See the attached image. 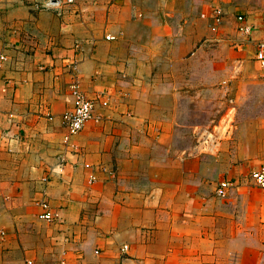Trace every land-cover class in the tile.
Listing matches in <instances>:
<instances>
[{
    "label": "crops",
    "instance_id": "1",
    "mask_svg": "<svg viewBox=\"0 0 264 264\" xmlns=\"http://www.w3.org/2000/svg\"><path fill=\"white\" fill-rule=\"evenodd\" d=\"M7 1L0 5V55L8 58L0 69V264H210L206 250L224 246L227 254L225 210L205 209L199 241L185 234L198 226L195 213L180 209L191 196L182 188L200 162L180 157L181 104L197 85V46L211 38L196 30L201 15L249 9L259 27L240 15L257 29L253 39L239 33L237 18L236 30L255 54L264 0H75L61 15L34 9L46 0ZM75 83L100 121L85 126L72 151L62 121ZM254 124L241 161L225 166L229 154L221 156L229 181L264 163V116ZM252 187L263 191L251 205L253 233L264 231V190ZM43 201L62 221L38 218ZM248 264H264V253L253 252Z\"/></svg>",
    "mask_w": 264,
    "mask_h": 264
},
{
    "label": "rangeland",
    "instance_id": "2",
    "mask_svg": "<svg viewBox=\"0 0 264 264\" xmlns=\"http://www.w3.org/2000/svg\"><path fill=\"white\" fill-rule=\"evenodd\" d=\"M13 1L8 0L7 3H13ZM32 2L30 1L31 4ZM216 9L218 8L206 10L201 15L204 22L197 24L196 28L198 33L206 31L211 38L207 39V45H204V41H202V44L197 46L196 56L192 62V65L195 64V72L191 73L195 77L197 85L192 89L193 93L191 92L189 97L182 100L181 105L184 108L185 116L182 117L184 128L179 131V133L181 132L178 141L181 150L180 157L182 154L183 158H186L184 154L192 148L194 143L192 131L196 125H212L223 119H229L235 125L236 131L232 140L222 146L216 156L199 157L195 160L200 162L196 168L194 167L195 178L189 175L188 177H191L188 178V186L182 188L189 191L191 196L189 200L181 201L180 209H188L190 213H195L198 230L185 234L196 235L197 241L200 240L203 233L200 227L204 222L203 214L207 212L205 209L210 208L216 214H220V211H227L228 223L225 227L229 242L227 254L222 256V252L226 251V248L222 246L223 251L220 248L203 252L205 256L212 255L205 259L208 262L210 259L215 260L210 264H248L253 252L257 256L264 253L263 247L252 246L257 240L264 242V231L261 229L260 232L255 230L252 233L250 230L253 225L252 202L259 200L260 194L263 192L252 187L251 174L259 169H264V163L252 169L248 178L245 176L242 180L237 178L231 180L232 186L224 192V195L218 194V188L224 179L229 181L227 179L231 177L223 171L221 156L224 153L229 154L225 157V166L230 163L237 164L242 160L244 152L248 150L249 146H253L251 141L254 134L252 131L254 122L259 121L260 116H264V78L254 60L253 51H249L247 43L243 42L236 30V18L240 14L248 15L250 21L254 22L253 15L248 14L249 9L242 7L241 9L219 8L223 17L217 26L213 18ZM256 10L264 12V8ZM44 13L46 14V12ZM40 23V28L46 24ZM254 25L260 26L255 22ZM214 27L216 28L214 29ZM8 29L12 30L11 23ZM35 36H37L36 33ZM41 42L42 39L34 40L36 45ZM179 43L183 47V42ZM185 90L181 89L182 93L185 94ZM188 90L191 91L190 88ZM230 146L232 147L230 148ZM244 188H248V190H243ZM249 189L253 195L246 197L247 200L241 198L244 197L243 191H249ZM215 217L220 219V215ZM206 221L208 222V219ZM210 223L211 221H209ZM204 236L206 240H210L211 231L205 232ZM121 252L125 256L123 258L129 257V255H124L123 251Z\"/></svg>",
    "mask_w": 264,
    "mask_h": 264
},
{
    "label": "built area",
    "instance_id": "3",
    "mask_svg": "<svg viewBox=\"0 0 264 264\" xmlns=\"http://www.w3.org/2000/svg\"><path fill=\"white\" fill-rule=\"evenodd\" d=\"M5 0H0V5L4 4ZM75 4V0H46L42 3H34L35 10L53 11L57 15H61L63 8ZM222 12L216 9L213 13V18L216 22V26L222 21ZM238 31L242 36L246 37V40L251 41L253 39L257 29L250 25L248 18L244 15L237 17ZM216 27H214L215 29ZM251 38V39H250ZM112 37H107V40H113ZM255 62L258 65L261 75L264 77V39L260 40L256 45V51L253 55ZM6 55H0V69L3 68L7 62ZM73 107L64 115L62 125L66 130L63 138V145L67 149H73L76 147L73 143V139L78 136L85 126L91 121H100V118L95 115L94 107L96 103L91 102L83 93L79 83H75L72 86ZM235 133V125L229 119H223L216 124L212 125H199L193 129L194 143L192 148L184 155L188 159H196L199 157L216 156L224 143L230 141ZM65 155L60 156L58 159L60 164L66 163ZM48 182V179H44ZM251 184L253 186L264 190V169H259L251 174ZM232 186L231 181H224L218 188V194L224 195V192ZM42 213L38 218L46 222L62 221L60 212L53 211L51 205L47 201L41 202ZM5 233L1 232L0 236L4 237ZM123 254L129 255L130 247L125 246L123 248ZM27 264H31L30 261Z\"/></svg>",
    "mask_w": 264,
    "mask_h": 264
}]
</instances>
